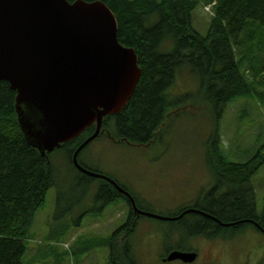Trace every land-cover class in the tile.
<instances>
[{
    "label": "trees",
    "instance_id": "obj_1",
    "mask_svg": "<svg viewBox=\"0 0 264 264\" xmlns=\"http://www.w3.org/2000/svg\"><path fill=\"white\" fill-rule=\"evenodd\" d=\"M100 1L114 12L118 39L124 46L135 49L142 72L123 109L104 117L98 137L139 146L154 144L171 115L175 102L170 98V89L177 86L176 77L183 67L197 75V85L200 84L209 106L218 104L222 108L248 96L264 100V0ZM202 3H214L213 20L206 34L191 25L193 11ZM169 40L172 45L167 44ZM16 97L17 90L10 82L0 80V264H25L26 237L50 186L46 166L51 153L43 155L25 137L18 121ZM190 105L194 109L201 106L192 102ZM94 131L95 125H91L61 147H69L73 160L76 148ZM209 143L208 160L216 183L205 201L193 206L209 216L187 214L192 217L194 233L211 240L225 237L227 228L237 231L252 225L264 231V210L257 212L252 184L264 155L258 152L245 162L230 160L221 148L218 131L211 135ZM106 175L130 191L117 178ZM100 181L99 197L103 205L119 198L129 203L113 184ZM131 193L138 207L145 209ZM187 215L181 221L186 222ZM141 217L130 211L127 222L120 228L121 231L124 228V242H120V230L105 239L104 244L110 247V264H139L128 237ZM93 248L89 243L80 250Z\"/></svg>",
    "mask_w": 264,
    "mask_h": 264
},
{
    "label": "rangeland",
    "instance_id": "obj_2",
    "mask_svg": "<svg viewBox=\"0 0 264 264\" xmlns=\"http://www.w3.org/2000/svg\"><path fill=\"white\" fill-rule=\"evenodd\" d=\"M207 6L199 4L191 19V25L201 34L208 32L213 20ZM197 83V75L190 68L180 70L177 86L170 89V98L175 102L172 115L151 146L101 136L80 152L79 161L89 170L117 178L136 195L142 207L157 215L175 216L205 201L216 183L208 160L211 135L218 131L221 148L232 161H248L258 152L264 155V100L248 96L222 108L218 104L209 106ZM190 102L201 106L194 109ZM179 106L180 111L174 112ZM46 169L50 186L26 237L24 263L110 264V247L104 241L127 222L126 200L120 198L101 207L102 178L81 171L69 147L52 151ZM252 184L257 212L262 213L264 161L253 175ZM186 218L183 222L141 217L128 237L135 260L139 264L264 263L263 231L252 225L237 231L227 228L224 238L210 240L194 233L192 217ZM123 229L120 242L125 241ZM89 243L93 249L80 250ZM178 248L196 252L197 258L191 262L164 261L170 251Z\"/></svg>",
    "mask_w": 264,
    "mask_h": 264
},
{
    "label": "water",
    "instance_id": "obj_3",
    "mask_svg": "<svg viewBox=\"0 0 264 264\" xmlns=\"http://www.w3.org/2000/svg\"><path fill=\"white\" fill-rule=\"evenodd\" d=\"M140 77L138 55L120 43L117 18L103 1L0 0V80L17 90L18 121L29 143L46 155L95 123L94 133L75 150L74 164L116 185L139 215L169 219L138 208L112 178L78 160L99 136L103 118L127 104ZM187 212L201 211L173 219ZM196 257L174 250L165 260Z\"/></svg>",
    "mask_w": 264,
    "mask_h": 264
},
{
    "label": "bare ground",
    "instance_id": "obj_4",
    "mask_svg": "<svg viewBox=\"0 0 264 264\" xmlns=\"http://www.w3.org/2000/svg\"><path fill=\"white\" fill-rule=\"evenodd\" d=\"M246 220H251V219H246Z\"/></svg>",
    "mask_w": 264,
    "mask_h": 264
},
{
    "label": "flooded vegetation",
    "instance_id": "obj_5",
    "mask_svg": "<svg viewBox=\"0 0 264 264\" xmlns=\"http://www.w3.org/2000/svg\"><path fill=\"white\" fill-rule=\"evenodd\" d=\"M132 211V210H131Z\"/></svg>",
    "mask_w": 264,
    "mask_h": 264
}]
</instances>
